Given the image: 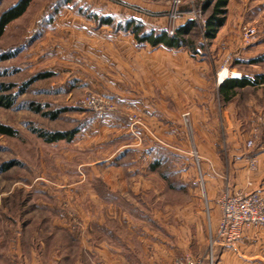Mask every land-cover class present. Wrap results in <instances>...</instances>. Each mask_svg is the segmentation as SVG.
Listing matches in <instances>:
<instances>
[{
	"label": "rangeland",
	"instance_id": "1",
	"mask_svg": "<svg viewBox=\"0 0 264 264\" xmlns=\"http://www.w3.org/2000/svg\"><path fill=\"white\" fill-rule=\"evenodd\" d=\"M15 1L0 0V13ZM101 1L108 5L106 11L87 0H35L29 12L10 22L0 38V96L11 95L13 99L11 106L0 104V123L16 130L15 135L0 133V264L12 262L9 251L36 246L45 250L46 264L96 261L85 251L95 250L103 235L112 239L99 225V216L105 215L110 231L128 240V233L144 231L145 224L141 223L146 219L140 211L166 213V204H170L167 221L147 223L164 233L175 249L184 250L176 254L173 264L186 254L185 250L209 264L210 231L217 225L195 155L192 98L204 95L199 86L216 90L224 68L229 77L233 73L248 77L264 74V61L252 63L264 54V0H230L226 22L211 40L204 35L208 12L201 7L203 0ZM94 14L112 16L114 22L100 24ZM36 15L42 17L34 24ZM131 18L141 20L147 29L167 32L195 20L197 27L191 37L196 50L183 47L179 52H165L163 45L145 46L147 42L138 41L136 45L137 39L129 36L131 32L117 29V23ZM249 27L255 28L250 37L246 35ZM4 51L15 55L4 59ZM197 53L204 57L206 70L215 76L211 79L208 75L206 80L196 76L202 65L195 59L173 64L179 68L175 78L178 74L186 84L182 94L186 103L181 113L183 133L166 144L151 143L145 134L149 113L143 106L146 75L151 70L149 58L160 61L165 56L193 57ZM131 55H139V60L125 64L122 58ZM39 73L50 75L28 82ZM257 91L263 94L264 103V84L243 90L240 103L257 99ZM89 93L104 95L115 109L100 114L80 104ZM122 93L142 99L143 107H129L120 100ZM217 103L219 107L222 101ZM54 111L59 112L56 118L45 114ZM40 127L76 129L77 133L71 141L47 142L33 130ZM135 132L142 141L135 140ZM156 160L162 164L152 170ZM108 193L121 203L118 213L126 212L133 220L136 214L141 215L136 227L120 214L111 217V210L99 201ZM193 201L199 204L195 209L191 205L186 212L198 213L200 205V222L178 219L177 205ZM151 203L153 208L147 209ZM161 226L169 227L167 237ZM202 240L205 247L199 249ZM130 241L138 242L132 237ZM53 253L60 259L55 263Z\"/></svg>",
	"mask_w": 264,
	"mask_h": 264
},
{
	"label": "crops",
	"instance_id": "2",
	"mask_svg": "<svg viewBox=\"0 0 264 264\" xmlns=\"http://www.w3.org/2000/svg\"><path fill=\"white\" fill-rule=\"evenodd\" d=\"M87 1L89 3H97L98 8L103 10L108 6L106 2L103 3L101 0ZM34 2L35 0L31 2L23 15L29 12ZM44 8L45 5L42 8V15ZM42 15H36L37 18L35 17L36 21L34 24L40 20ZM103 27L106 28L108 25H103ZM118 34L126 33L118 32ZM129 36H134V34H130ZM135 43L138 45L137 40ZM144 45L147 46L148 43ZM183 49V47H163L165 52L169 50L179 52V50ZM150 50L152 52L154 48L151 47ZM149 59L151 70L146 75V98L143 106H145L146 112L149 113L147 119L150 121L148 126L147 124L145 126V134L149 136L151 143L159 141L166 144L173 140L172 138L179 139V136L183 133L181 113L186 109L185 95H182L186 89V84L184 79L180 81L178 74L177 78H175V70H179V68L173 66V64L185 63L186 61L193 62L195 59L198 60L199 65H202L201 67L198 66L196 74L193 72L196 76L206 80L208 75H211L212 79L215 74L211 71L212 75V73L206 70L205 66H203L206 64V61L204 57L199 56V53L195 56L193 55V57H189V55L178 57L165 56L160 61L157 59L155 61L154 57ZM122 60L125 64L132 65L133 60L134 63L139 60V55H131L125 58V60L122 58ZM154 64L156 65L154 66ZM150 73L151 76L148 77ZM228 78L231 77H225V79ZM221 84L222 82L217 85L216 82V90L211 87L209 89H201V86H196L204 95L201 96L199 92L200 96L195 94L194 98H192V104L194 105V108L192 107L193 119L197 132L194 136V144L197 147V154L200 160L199 169L203 177L205 192H207L206 196L213 206L215 225H218L220 220V208L216 200L226 185H230L235 190H258L264 194L263 94L257 91V99L246 100L244 104H241L239 100L241 93L250 86L238 89L237 93L230 100H225L224 96L220 93L219 88ZM180 89L182 92H179ZM212 91H215L214 94ZM120 100L131 108L143 107L141 105L143 100L132 94L122 93ZM219 100L222 103L217 107ZM246 107L248 112L246 111ZM243 111H246L247 114H243ZM142 131L144 132V130ZM142 131L140 132L142 133ZM134 135L135 140L142 141L138 133L135 132ZM178 141L181 142L180 140ZM249 141H252V145L250 146H248ZM196 180L198 181V178ZM149 188L152 189L153 187L150 186ZM99 201L104 207L111 210V217L118 218V214H120L125 218L127 223L132 222L133 227H136L137 222H139V214H136L134 216L135 220H133L132 216L126 212L121 211L118 213L117 208L121 206V203L111 193L103 195V198L99 197ZM197 204H199L197 201L178 204L177 218L199 223L201 215L199 212L202 213L200 205L197 207L198 213L186 212L187 208L191 205L195 209ZM152 205L153 203L146 205V208L152 209ZM141 207L144 208V206ZM169 207L170 204L165 205V208L168 209ZM167 209L166 213L161 211L157 214H154L153 210L149 213L140 211V214H144L146 219V223H144L145 221L141 223L145 224L142 225L144 231L128 233V240L122 237L123 235L110 231L111 227L107 225L105 215L99 216V225L110 233L109 235L112 236V239L103 235L95 250L88 249L85 251L86 254L90 252L92 256H95L96 261L94 259L88 260L89 262L87 263L82 261L80 264H173L176 254L184 250L182 248L175 249L174 245H171L170 240L163 237L164 233H160L158 230L156 232L147 223V221L151 223L154 221H167L166 219L169 216ZM120 215L119 217H121ZM160 230L167 231L169 227L167 226L164 229L161 226ZM168 234L167 231L166 237ZM131 237L135 238L138 242L132 243L130 241ZM203 242V240L199 242V249L202 246L205 247V243ZM9 252L12 258L10 264H46L45 250L38 246L28 250L18 247ZM183 253H188V251L185 250ZM217 255V264H264V225L248 229L234 246L219 247ZM49 256L51 258L52 254L50 253ZM53 260L55 263V261L60 259L55 254Z\"/></svg>",
	"mask_w": 264,
	"mask_h": 264
},
{
	"label": "trees",
	"instance_id": "3",
	"mask_svg": "<svg viewBox=\"0 0 264 264\" xmlns=\"http://www.w3.org/2000/svg\"><path fill=\"white\" fill-rule=\"evenodd\" d=\"M33 0H16L6 9L0 13V38L4 34L7 25L13 20L19 18L23 15L28 7L30 6ZM69 0H64L68 2ZM230 0H203L201 7L204 12H208L207 17L204 22V35L209 40L214 39L220 28L225 24L228 4ZM93 18L97 19L100 24H113L112 16L106 15H92ZM42 21V20H41ZM42 23V22H41ZM41 23L39 25H41ZM197 27V22L195 20H189L186 24L180 25L174 34H169L167 30H155L147 29L144 23L136 18H131L125 22L117 23V29L123 30L126 32H131L134 34L135 38L139 43L147 42L152 46L163 45L169 48H180L188 47L191 50H196L195 41L192 39L191 35ZM15 53L4 51L1 55L2 58L7 59L14 56ZM264 61V54L254 58L252 63H258ZM50 73H39L38 75L32 77L28 82L31 83L36 79L47 77ZM264 84V74H256L254 77H248L242 75L241 77H234L225 79L220 85V93L224 96L225 100H230L236 93L238 89L245 88L247 86H256ZM0 104L5 106H11L13 104V99L11 95H2L0 96ZM36 110H41L40 107H35ZM58 111L50 114L52 118L58 116ZM41 138L47 142H56L60 140L71 141L75 134L77 133L76 129L72 130H49L47 128H34ZM0 133L15 135L16 130L10 125L0 123ZM160 160H156L152 165V169H156L161 165ZM9 167V165H8ZM164 178H167V173H162ZM219 248V247H218ZM216 254L217 255V250Z\"/></svg>",
	"mask_w": 264,
	"mask_h": 264
},
{
	"label": "built area",
	"instance_id": "4",
	"mask_svg": "<svg viewBox=\"0 0 264 264\" xmlns=\"http://www.w3.org/2000/svg\"><path fill=\"white\" fill-rule=\"evenodd\" d=\"M175 31L174 28L168 30V33L172 35ZM254 34L255 28L246 29L248 37ZM230 77L232 78V75ZM223 81L224 79L219 80V83ZM79 103L100 114L115 109L111 101L99 93H89L80 99ZM250 145L252 141L248 142V146ZM195 155L198 161V154ZM201 181L204 183L202 175ZM217 204L220 208V220L216 229L210 231L209 264H215V251L218 247L234 246L248 229L264 225V194L258 190H235L226 185L217 198ZM174 264H203V259L186 253L176 258Z\"/></svg>",
	"mask_w": 264,
	"mask_h": 264
},
{
	"label": "bare ground",
	"instance_id": "5",
	"mask_svg": "<svg viewBox=\"0 0 264 264\" xmlns=\"http://www.w3.org/2000/svg\"><path fill=\"white\" fill-rule=\"evenodd\" d=\"M230 73L227 69H224L221 73H220V79L223 80V78H225L226 76H229ZM239 77L240 75H237L236 73L232 74V77Z\"/></svg>",
	"mask_w": 264,
	"mask_h": 264
}]
</instances>
